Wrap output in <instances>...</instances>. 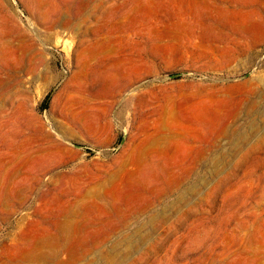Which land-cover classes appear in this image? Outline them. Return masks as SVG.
<instances>
[{
  "label": "rangeland",
  "instance_id": "rangeland-1",
  "mask_svg": "<svg viewBox=\"0 0 264 264\" xmlns=\"http://www.w3.org/2000/svg\"><path fill=\"white\" fill-rule=\"evenodd\" d=\"M0 264H264V0H0Z\"/></svg>",
  "mask_w": 264,
  "mask_h": 264
}]
</instances>
